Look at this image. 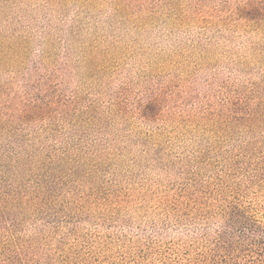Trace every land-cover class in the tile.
Wrapping results in <instances>:
<instances>
[{
  "label": "rangeland",
  "instance_id": "374dc122",
  "mask_svg": "<svg viewBox=\"0 0 264 264\" xmlns=\"http://www.w3.org/2000/svg\"><path fill=\"white\" fill-rule=\"evenodd\" d=\"M12 191L56 264L264 262L207 216L264 225V0H0Z\"/></svg>",
  "mask_w": 264,
  "mask_h": 264
},
{
  "label": "trees",
  "instance_id": "16d2710c",
  "mask_svg": "<svg viewBox=\"0 0 264 264\" xmlns=\"http://www.w3.org/2000/svg\"><path fill=\"white\" fill-rule=\"evenodd\" d=\"M25 115L41 116L35 110H28ZM33 202L32 198L15 191L0 193V264H56L51 253L43 250L46 238L45 243L40 245L37 236L26 238L17 228L19 218L29 215L25 213V209ZM213 210L207 212V216L208 218L211 216L210 219L215 218L219 223V230L211 241L214 248L226 250L232 247L251 246L264 249V225L246 209L228 202ZM14 213L16 216L13 217ZM197 264L235 263L232 261L221 263L206 255L198 260Z\"/></svg>",
  "mask_w": 264,
  "mask_h": 264
}]
</instances>
